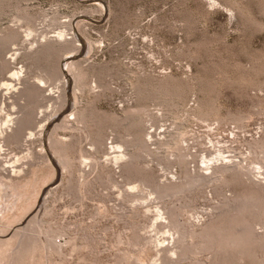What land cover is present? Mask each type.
<instances>
[{
	"label": "rangeland",
	"instance_id": "rangeland-1",
	"mask_svg": "<svg viewBox=\"0 0 264 264\" xmlns=\"http://www.w3.org/2000/svg\"><path fill=\"white\" fill-rule=\"evenodd\" d=\"M8 28L17 29L20 37L16 42L9 43L8 49H4L8 61L5 72L0 73L2 128H7L5 119L8 111L14 116L21 113L17 109L26 111L32 107L33 104L25 102L27 100L24 98H19V107L12 106L8 102L11 99L9 96L16 97V87H22L24 81L39 82L38 77L43 76L42 68L51 64L48 65L50 60L43 53L38 54V51L34 54V51L40 43L50 40L55 41V47L49 44L47 48L54 47L60 52L58 63L63 68V77L66 78V73L71 74L69 62L73 60L82 61L91 70L105 71V78L102 79L110 88L103 90L101 97L95 95L100 90L98 87L93 88L91 94L88 91L79 92L78 104L81 107L91 105L95 98L94 104L101 111L121 115L128 107L139 106V88L163 85L179 87L184 99H175L178 100L177 112L151 104L150 108L159 116V121L156 126L148 122L146 127L155 133L156 138L169 137L168 131L183 127L187 134L185 142H182V151L186 153L187 150L188 166L193 167L192 171L200 165L204 170L205 164L201 156L194 157L190 150H196V154L206 145L203 149L208 148V151H212L210 158H215L219 155L216 150L224 148L223 156H232L225 161L231 164L232 161L243 160L242 164L246 165L252 161L249 143L264 139V0H0V35ZM65 29L71 33L67 34V38L73 44L63 47L65 39L59 37L58 33ZM77 46L80 48H75ZM23 55L28 57L24 59ZM16 68L24 72L20 70L18 79L14 77L15 81L10 75ZM4 79L15 82V90L6 89L1 83ZM88 81L95 86L93 77ZM48 82L49 79L45 84L40 83L45 99L37 108L34 128L26 129L22 139L16 142L4 138L11 131L9 128L0 134L1 145H4L0 150L3 192H10L9 180L5 175L21 176V180L25 177L33 186L24 198L26 203L32 202L30 215L24 224L27 225L35 215L40 214L38 227L42 234L41 244L35 256L26 254V264H163L164 257L178 259L177 242L182 232L186 235L183 242L192 245L199 239L198 235L194 238L190 236V230L205 232L209 224L211 226L221 219L214 206L223 198L220 199L211 188H206V196L199 197L191 207L186 206L190 202L187 197L166 198V204L174 200L178 206L176 216L185 231L177 232L171 225L168 209H162L164 214L162 210V214H158V206L163 203L159 204V200L153 199V195L149 196L144 188L131 189L120 174V167L112 163L115 155L112 142L117 137V132L112 128H108L107 134H104V145L96 155L99 159L94 157L103 162L101 167L93 169L84 162L80 167L75 161L72 170L64 168L51 148V135L69 141L76 134L80 139L78 155L85 150L89 154L94 153L95 147L87 138L83 125L75 120L59 128L60 134L53 133L58 122H63L67 114L55 122L43 144L39 140L41 124L46 122L44 119L53 109L48 95L57 96L59 93L56 89L59 82L55 78ZM74 86L73 81V93ZM145 99L151 101L148 97ZM207 105L216 108L215 116L201 120L192 115L195 109ZM60 113L57 111L53 115ZM238 117H242L244 123L238 122ZM28 150L37 152L35 159H32L34 165L29 169L26 165ZM49 153L56 165L49 161ZM173 155L162 151L158 156L147 157L143 165L158 180L163 182L169 178L174 181L184 175L186 166L175 162L177 159ZM125 159L122 161L125 162ZM168 160L172 161L169 163ZM171 163L173 166H170ZM14 164L18 168L23 167L24 171L15 173L12 168ZM98 171L107 176V184L99 181ZM254 178L264 181V175L256 174ZM69 179L79 193L68 192ZM14 180L19 184L18 179ZM247 181L233 182L234 190H248ZM121 187L132 192V196L120 193ZM226 192L228 196L232 194L230 190ZM133 207H137L135 221L130 216ZM133 221L136 222L135 226ZM18 226L17 229H21ZM49 226L60 231L54 239L62 252L55 253L51 249ZM256 229L264 232V221L256 224ZM84 234L94 239L93 245L85 244ZM8 245L12 246L10 242ZM7 254L11 256L12 251ZM191 254L189 259H192ZM216 255L218 253L214 250H203L198 256L193 255L191 261H196L193 264H210ZM188 258L180 263L189 264ZM236 260V264H264V247L254 254L238 253Z\"/></svg>",
	"mask_w": 264,
	"mask_h": 264
},
{
	"label": "bare ground",
	"instance_id": "bare-ground-1",
	"mask_svg": "<svg viewBox=\"0 0 264 264\" xmlns=\"http://www.w3.org/2000/svg\"><path fill=\"white\" fill-rule=\"evenodd\" d=\"M30 20L31 19H29L27 22L29 23ZM19 33L20 32H18L17 29L8 28V30L5 31V33L0 35V73H3V71L5 72L6 61H8L7 59H5L4 53L6 50L4 51V49H8L9 43L12 44L13 42L19 40L20 37ZM67 34L69 35L71 33L66 29L63 31H59L58 33L59 37L61 38L63 37L65 39V43L62 44L64 45L63 47L69 44L71 46V44H73L67 38L68 37ZM54 43L55 41H50V40L46 43H40L35 49L36 51H34V54L38 51H39L38 54L43 53L42 55L49 58L50 60L48 62V65L51 64L50 66L42 68L43 74L41 73L42 71L40 73L43 76L38 77L39 82H33V83L27 81L22 82L23 81L22 80L21 82L23 83V86L16 87L15 86L16 83L9 81L10 79L2 80L1 83L6 89H11L10 91H12L15 90L16 87L17 91L15 90L16 92L15 94L17 96L15 97L10 95L9 96L11 97V99L9 98L10 101L7 100L8 102H10L12 106L19 107L18 106L19 98H24L27 100L25 102L29 101L30 104H33L31 105L32 107L30 106L31 108L26 109V111H22L23 110L22 107H21L22 110H18L16 107H14L15 109H17L16 110L17 112L18 111L21 112L14 116H11V114H9L10 111H8L7 118L5 119V122L7 124L5 126L9 128L11 131H8L7 132L8 134L6 133L8 136L4 135V138L7 137L9 140L15 142L20 141L22 139L23 132L26 129L28 130L34 128V124H35L34 122L37 119L35 117V114L37 113V108L41 106L42 104L41 101H43L42 99L45 97L42 91L43 87H41L40 83L45 84V82L48 79H49L48 83H50V79L53 80L55 78L59 83L57 84L55 83L57 88L55 87V84L53 85L56 89H58L59 93L57 96H54L53 94L48 95L49 100L52 101L51 107H53V109L52 112L48 114L44 119V121L46 120V122L43 121L44 123L41 124V130L38 133L39 140L43 144L45 142L46 134L49 132V130H51L55 122L60 121V118L64 114H67L65 115L63 122H58L57 125L58 127H55L53 133L58 134L59 128H64L66 126V123H69L68 121L75 120L76 123H80L83 125L88 136L87 138L91 139V144L95 147L94 153L89 154V151L85 150L84 153L78 155L77 146H80L78 145L80 139L79 137L76 136V134L72 136V138L69 141L58 138L55 135H51V143H50L51 148L53 149L54 153L56 154V156L58 157L60 163L64 168L68 170H72L75 161L78 162L79 166L81 163L84 162V164L91 166L93 169H97L98 166L101 167L103 162L98 161L99 157H97L96 155H98L99 150L104 145L103 141L105 135L107 134L106 130L108 128L109 129L112 128L114 131L117 132L116 135L117 137L112 142L113 143L112 148L114 149L113 152L115 154V155L113 154L114 158L111 160L113 161L112 163H115L118 165V167H120V174L124 178L125 183L130 185L131 189L138 187L144 188L147 190L149 196L153 195L154 197L153 199L159 200V204L163 203L162 206H158L159 208L158 214L161 215L164 209L166 210L168 209L169 213L171 214V220H170L171 225L173 228H175L177 232L185 231L181 221L176 216L177 215L176 208L178 206L176 205L174 200L170 201L171 202L170 204H166L165 201L166 198L172 199L177 196L187 197L190 202L188 201L189 203L187 202L188 204L186 206L191 207L195 205L199 197L206 196L205 194L206 188H211L212 190H214L215 194L220 197V199L221 197L223 198L222 201L220 200V202L214 206L215 208H217L218 211L217 216L221 218L218 221L219 223L215 222V224L211 226L209 224V227L205 232H199L197 229L190 230L189 235L192 236L193 238L194 236L196 237L198 235V239H199L197 242L195 241V243H193L192 245H188L185 244L186 242L185 243L183 242L185 241L184 237H186V235H184L182 232L178 239L179 242H177L178 246L176 245L178 247L177 249L178 259L174 260L172 258L164 257L163 264H181L180 263L181 261H183L184 259L190 256L189 254L192 253L195 257V254H197L198 256L199 252H203V250L205 251L214 250L218 253V255H216L213 258V260L211 259L212 262L210 264H236L238 253L245 252L248 253V255L254 254L256 252H259V248L261 249V247H264V232H258L256 229V224H261L264 221V181L262 180L258 181L255 180L254 178V176L256 177V174L264 175V170L260 171L264 169V139L261 141L257 140V142L255 141L253 143H249V150L250 153L252 154V157L251 156L249 157H251L252 161H250L246 165H243L244 163L242 164L243 160H240V162L232 161L230 164L229 161L227 160L231 159L232 156L224 157L223 156L224 148H218L216 150V152L219 153V155L215 158H210L209 156L211 154L210 152L212 151H208V148L203 149L206 146L205 144H204L205 146L202 147V149L200 148L201 150L200 151L198 150L199 152L197 151L196 154H195L196 150L195 152L190 150V152L194 153L193 154L194 157L196 156V158H198L201 156L200 158L203 159L202 162L205 164L204 170L203 167L200 165L195 167L194 171H192L193 167L190 168L191 166H188L190 161L186 157L187 150L185 149L186 153L182 151L183 149L182 142L185 140V136L187 134L186 130L183 127L178 126L174 128V130L168 131L169 137H164V138H156L155 133L150 132L149 130H147L146 127V124L148 122H151V126H156L159 121V116L156 113H154V111H152V109L150 108L151 104H155V106L160 107L163 110H167V111L176 110L177 112L178 100L175 99L178 97L184 99L182 90L178 89L179 87L163 85L159 87L155 86L150 88H146V87L139 88L138 90L139 91L138 97L140 101L139 106L136 108L128 107L127 109L124 110V114L121 115H119L116 112L110 114L101 111V109L96 107L94 104L95 98L94 101H92L94 103H92L91 105L86 107H81L78 104L80 101L78 99L79 92L83 93L84 91H88L90 93L94 91L93 88L98 87L100 90L97 91V93H95V95H97L98 97V94L100 96V93L104 92L103 90L107 89V87L110 88L109 86H107L106 82L103 81V79L105 78L103 76L105 71L91 70L92 68H90V66L83 65L82 61L73 60L71 63L69 62L71 74L64 73L66 75V78L63 77L61 74L63 72V68L61 67L60 62L58 63V57L60 52L54 48L55 47ZM48 45L50 47L52 46L54 47L48 49L47 48L49 47ZM75 48L79 49L80 46L79 47L77 46ZM24 55H26V53ZM27 57H24V59ZM61 58L62 57H60L59 59L61 60ZM63 63L64 62H62V64ZM66 64L68 65V63ZM20 70L23 71L22 69L19 68L13 69L11 71L10 76L13 78L12 80H15L14 77L18 79ZM90 77H93L95 81V86H92L89 83L88 80ZM73 81L75 84L74 93L71 89ZM11 94H13V92H11ZM103 95L106 94L104 93ZM146 97H148L151 101L150 102L146 101L147 100L145 99ZM74 106L76 108L73 109L72 111V108ZM179 109L180 107L178 108V110ZM57 111L61 112L60 115H58L59 117L57 115L55 116L53 115ZM14 113L16 112L14 111ZM215 113H216V108H213V106L211 105L210 106L207 105L204 107H198L193 111L192 115L196 116V118L198 117V119L201 120H208L211 117L215 116ZM52 115L54 117H52ZM70 115L72 116V118ZM245 118L246 117H244V119ZM244 119L242 117H238L237 120H239L238 122L242 124L244 123L243 121H245ZM7 128L1 127L0 134L5 130L7 131ZM80 138L82 140V136ZM153 144L155 145V147H152ZM3 146L4 145L2 144L0 150L3 149ZM42 146L44 147V145ZM162 151L169 152L171 153V155L175 154L177 156L176 158L173 155V157L177 159L175 162L179 164H185L186 169L182 177H177L176 180L174 181L168 178V181L162 182L158 180L157 177H155L154 175H151L148 169L146 168L147 166L145 167L143 165L144 162H147L146 161L147 157L153 158L154 156H158L159 152ZM192 153L190 154L188 151L189 155H192ZM199 153L202 154L200 155ZM36 154L37 152L28 150L26 154V159H27L26 165L28 166V169L29 166L34 165L32 159H35ZM48 155L50 157L49 161H52L53 164L56 165V161L52 158L50 153ZM94 157L98 159L95 160ZM124 158H127V160L125 159L126 161L124 160L125 162L122 161ZM246 158L245 161L247 160ZM225 159H227L226 160L227 162L225 161ZM171 161L168 160L169 163ZM218 161H221V163L219 164ZM172 164L173 163H171L170 166H173ZM254 164L258 166L252 167V165ZM12 168L15 173L16 172L21 173L24 171L23 167L18 168V166L15 164L12 166ZM258 169L259 171H257ZM26 172H27L26 176H28L29 170H27ZM229 175H234L236 177H230ZM5 176L9 180L8 186H10V190H9L10 192L7 194L3 192L2 182H1L2 180H1L0 181V264H9V263L26 264V258H27L26 254L27 256L28 255L35 256L36 250L39 251V246L41 244L42 234L40 233V229L38 227L40 214L38 213L37 215H35L32 218V220L29 223H27V225L24 224L27 221L26 219H28L30 215V209L32 208V202L26 203V200H24V198L27 195L28 191L31 189V186L33 185H31L32 183L27 179H25V177L24 179L21 180L20 179L21 176L19 178H15L16 176H12L11 174L9 176L7 175ZM106 177L107 176L101 174V172L98 173V179L100 182L106 183L107 180ZM3 178L5 177L3 176ZM14 179L19 180V184L17 183L18 185L14 183L15 181ZM246 180H249V182L247 181L248 190L242 192L240 191L238 192L237 190L236 191L234 190L235 186L233 188V185L236 183L235 181L244 183L246 182ZM114 181L118 182L117 180ZM32 182H34V180ZM136 182L138 184H135ZM68 183H69V187H68L69 193L71 194L79 193V189L72 184L70 179L68 180ZM121 188L122 190H120V193L124 192L127 197L132 196L131 194L132 192L129 193L127 189L126 190L124 189V187ZM226 190H230L232 194H230V196L226 195L227 193ZM38 205L40 206V204ZM136 209L137 207H133L130 215L132 219H134V221L136 219L135 216ZM22 224H24L25 226L21 227ZM135 224L136 222H134L133 225L135 226ZM18 225H20L21 229H17L19 227ZM47 230L50 236L51 249L55 253L59 252L60 250L58 248L56 240L54 239V236L60 231H56L51 226H49ZM11 235L12 237H9ZM84 238L83 239L86 241L85 244L93 245L94 239H90L89 237H87L86 234H84ZM9 242L12 244L11 247H9L8 245ZM13 243H15V245H13ZM8 251H12L11 256L7 254ZM221 254L223 256H221ZM193 255H192V259H193ZM192 259H189L190 260L189 264L194 263L195 260L191 261Z\"/></svg>",
	"mask_w": 264,
	"mask_h": 264
}]
</instances>
